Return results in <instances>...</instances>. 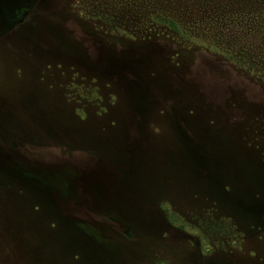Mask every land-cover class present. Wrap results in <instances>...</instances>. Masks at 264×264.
<instances>
[{"label":"rangeland","instance_id":"374dc122","mask_svg":"<svg viewBox=\"0 0 264 264\" xmlns=\"http://www.w3.org/2000/svg\"><path fill=\"white\" fill-rule=\"evenodd\" d=\"M0 264H264V0H0Z\"/></svg>","mask_w":264,"mask_h":264},{"label":"trees","instance_id":"16d2710c","mask_svg":"<svg viewBox=\"0 0 264 264\" xmlns=\"http://www.w3.org/2000/svg\"><path fill=\"white\" fill-rule=\"evenodd\" d=\"M168 216H169V218H170L172 221L175 220V216H174L173 214L169 213Z\"/></svg>","mask_w":264,"mask_h":264}]
</instances>
